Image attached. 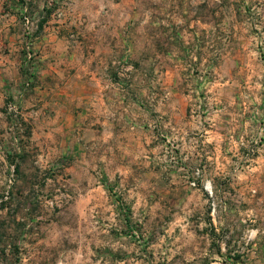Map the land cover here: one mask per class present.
Listing matches in <instances>:
<instances>
[{
  "label": "rangeland",
  "instance_id": "374dc122",
  "mask_svg": "<svg viewBox=\"0 0 264 264\" xmlns=\"http://www.w3.org/2000/svg\"><path fill=\"white\" fill-rule=\"evenodd\" d=\"M115 1L132 51L113 60L116 79L121 65L122 80L168 71L180 126L217 144L164 135L149 169L70 180L32 139L35 105L13 100L10 118L0 102V264H249L264 223V0Z\"/></svg>",
  "mask_w": 264,
  "mask_h": 264
},
{
  "label": "crops",
  "instance_id": "0c3cea01",
  "mask_svg": "<svg viewBox=\"0 0 264 264\" xmlns=\"http://www.w3.org/2000/svg\"><path fill=\"white\" fill-rule=\"evenodd\" d=\"M116 7L115 0L52 5L0 0V102L35 105L32 139L44 148L47 161H62L70 180L87 173L103 178L149 169L162 152L164 135L196 151L205 141L217 144L219 134L213 130L188 132L180 126L184 99L168 71L154 75L135 67L132 79H116L113 60L132 55L126 44L130 35L119 30L126 19H120ZM23 14L33 22L35 58L29 65L23 52ZM150 59L143 62L148 65ZM257 227L249 264H264V223Z\"/></svg>",
  "mask_w": 264,
  "mask_h": 264
},
{
  "label": "built area",
  "instance_id": "2783aa9c",
  "mask_svg": "<svg viewBox=\"0 0 264 264\" xmlns=\"http://www.w3.org/2000/svg\"><path fill=\"white\" fill-rule=\"evenodd\" d=\"M22 21H23V25H24V29H23L24 60H25V63H27L29 65L32 63V61L35 58V53L32 49V45H31V39L33 37V22L31 20L30 16L27 14H23ZM71 36L74 37L73 35H71ZM130 68L131 67L121 65V67L119 68V70L117 72L118 77L121 78V79H119V81H124V80H122V78L125 75V72L128 71ZM30 83H31V80L29 78L26 80L25 85L28 87V86H30ZM4 109H5V114L7 115V117L16 118L19 115L21 116L20 107L11 99L7 100ZM12 129H14V128L12 127ZM14 135H15V133H13V136ZM198 184L195 180H192L190 182V186H192L194 188H196L198 186ZM202 184L203 183H201V185ZM203 188H204L206 194L208 195V199L210 201V203H209V209H210L209 215L211 217V220L214 221L215 215H216V205L214 203L212 189L208 183L203 185Z\"/></svg>",
  "mask_w": 264,
  "mask_h": 264
}]
</instances>
